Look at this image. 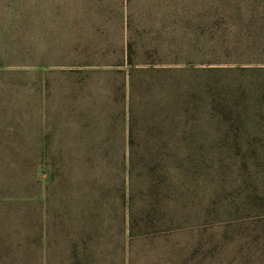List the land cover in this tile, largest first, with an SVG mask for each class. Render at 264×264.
<instances>
[{
	"label": "rangeland",
	"instance_id": "obj_1",
	"mask_svg": "<svg viewBox=\"0 0 264 264\" xmlns=\"http://www.w3.org/2000/svg\"><path fill=\"white\" fill-rule=\"evenodd\" d=\"M0 264H264V0H0Z\"/></svg>",
	"mask_w": 264,
	"mask_h": 264
}]
</instances>
